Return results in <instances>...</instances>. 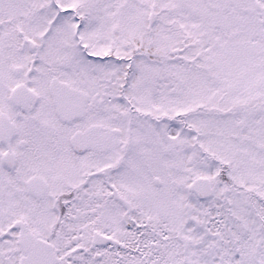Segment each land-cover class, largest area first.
<instances>
[{
  "label": "snow or ice",
  "instance_id": "6c2138e0",
  "mask_svg": "<svg viewBox=\"0 0 264 264\" xmlns=\"http://www.w3.org/2000/svg\"><path fill=\"white\" fill-rule=\"evenodd\" d=\"M0 264H264V0H0Z\"/></svg>",
  "mask_w": 264,
  "mask_h": 264
}]
</instances>
